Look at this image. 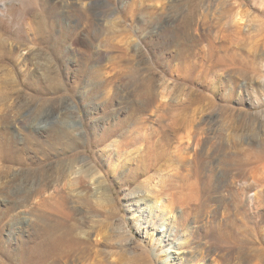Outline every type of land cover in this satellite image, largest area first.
<instances>
[{
  "label": "rangeland",
  "instance_id": "rangeland-1",
  "mask_svg": "<svg viewBox=\"0 0 264 264\" xmlns=\"http://www.w3.org/2000/svg\"><path fill=\"white\" fill-rule=\"evenodd\" d=\"M23 1L0 3V264L61 193L84 248L51 264H264V0Z\"/></svg>",
  "mask_w": 264,
  "mask_h": 264
},
{
  "label": "bare ground",
  "instance_id": "bare-ground-1",
  "mask_svg": "<svg viewBox=\"0 0 264 264\" xmlns=\"http://www.w3.org/2000/svg\"><path fill=\"white\" fill-rule=\"evenodd\" d=\"M8 1H17V2H24L23 0H0L1 4H4V2H8ZM5 6V5H4ZM237 18V17H236ZM237 20V19H236ZM194 29V28H193ZM129 66V65H128ZM126 67V66H125ZM115 70L116 67H114ZM120 69V68H119ZM117 70L114 71L110 76L107 77V85L109 84H113V80L117 79L118 77H120L123 74H128L130 71V69L124 70ZM95 71V70H94ZM81 72V71H80ZM84 73V71H82ZM96 72V71H95ZM82 73V74H83ZM93 73V72H92ZM132 73V72H131ZM130 73V74H131ZM79 76V75H78ZM98 76V75H97ZM95 77V76H94ZM100 77V76H98ZM97 77V78H98ZM78 78V77H77ZM96 78V77H95ZM99 79V78H98ZM100 80V79H99ZM143 99V98H142ZM59 129V128H58ZM52 141V140H51ZM74 147V146H73ZM72 149V148H71ZM45 157V156H44ZM183 157V156H182ZM188 158V157H187ZM184 159V158H183ZM188 160V159H187ZM185 161V160H184ZM181 162V161H180ZM185 163V162H184ZM187 163V161H186ZM185 163V164H186ZM183 164V161H182ZM187 165V164H186ZM70 166V165H69ZM184 166V165H183ZM182 167V166H181ZM187 167V166H186ZM58 169V168H57ZM65 169V168H64ZM180 169V168H179ZM69 170V169H68ZM66 170V171H68ZM79 170V169H78ZM77 170V171H78ZM81 171V170H80ZM79 171V172H80ZM79 172H75V174H79ZM68 173V172H67ZM264 173V172H263ZM81 174V173H80ZM34 175V174H33ZM71 175V173H70ZM74 175V174H73ZM72 176V175H71ZM92 176V175H91ZM263 176V175H262ZM47 177L48 174H46V172H44V170L38 172L37 178L35 179V183H27V185L25 186H21L19 188H17L16 190H14V192H9L8 190H6L7 192V199H8V203H11V198H18L20 200V202L22 203H28V201L35 196H40L42 194V192H44L46 189H48L49 185L47 182ZM74 177V176H73ZM93 177V176H92ZM78 175L75 176V181L78 179ZM171 179V178H170ZM91 180V179H90ZM29 181V180H28ZM81 181H83V179H81ZM80 180H78V187H75L73 190H71L73 192V195L76 196H85L87 195L89 190H92V194L93 191L94 193H98L100 188H102L101 184L99 182H94L90 183V189L86 188L85 184H82ZM172 181V180H171ZM164 183V182H163ZM63 184V183H62ZM77 185V183H75ZM89 184V183H88ZM157 184V183H156ZM156 184H154V186H156ZM161 184V183H160ZM165 185V184H164ZM162 186V184L160 185ZM66 187V186H65ZM92 188V189H91ZM55 189V188H54ZM59 189V188H58ZM65 189V188H64ZM53 192V191H52ZM139 192V190L137 191ZM157 194H159L160 196L163 195V197L165 196L166 193H163L161 191H156ZM155 192V194H156ZM65 193V192H64ZM57 194V193H56ZM59 194V193H58ZM66 194H59L58 195V199H56V203L59 204V208L57 210L59 215L61 216V218L63 219V221L57 225H54L53 223H51L49 221V216L50 214H46L45 212H37L36 213V221L35 224H33L35 226L34 228V240H33V244L32 245H28L26 246L25 244V252L32 254L34 256V258L31 260H26L25 262L28 264H51V262L57 257H61V258H67L68 256H70L72 253H74L77 250H80L81 248H84L83 246H81L83 244V242L76 240L72 235V226L71 224H68L67 222H65V219L67 217V211L65 209L66 205L69 202V197ZM168 194V193H167ZM140 196V195H139ZM41 199V198H40ZM11 200V201H10ZM43 201H46V199H42ZM172 201L174 204V202H177L175 197H172ZM14 204V202H12ZM11 203V204H12ZM17 204V203H16ZM10 207V206H9ZM8 207V209H9ZM13 205H11L10 208H12ZM172 208V207H170ZM13 209V208H12ZM11 209V210H12ZM56 210V211H57ZM172 210V209H171ZM37 211V210H36ZM55 211V212H56ZM10 212V211H9ZM61 229V230H60ZM33 230V229H32ZM98 242V241H97ZM128 245V244H127ZM176 246L179 248V252L180 253L181 249H183V247H185L184 244L178 242L176 243ZM206 247H204L205 249ZM168 249V248H167ZM166 249V251H168ZM203 249V247H202ZM169 258H173L171 257V253L168 254ZM185 256V255H183ZM32 258V257H31ZM145 258V257H144ZM101 261V260H100ZM94 263V262H93ZM111 263V262H110ZM106 264V263H105ZM169 264V263H167Z\"/></svg>",
  "mask_w": 264,
  "mask_h": 264
}]
</instances>
